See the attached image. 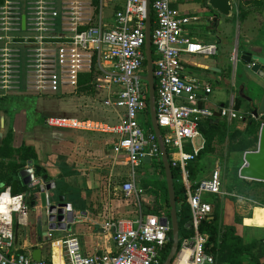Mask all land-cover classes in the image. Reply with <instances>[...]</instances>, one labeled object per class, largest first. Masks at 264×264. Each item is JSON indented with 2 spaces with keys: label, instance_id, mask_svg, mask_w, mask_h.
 <instances>
[{
  "label": "built area",
  "instance_id": "2783aa9c",
  "mask_svg": "<svg viewBox=\"0 0 264 264\" xmlns=\"http://www.w3.org/2000/svg\"><path fill=\"white\" fill-rule=\"evenodd\" d=\"M104 4L115 8L108 20ZM151 41L154 48L153 77L155 109L166 149L174 151L170 166L178 168L186 188L185 203L190 210L191 236L179 241L174 264H217L206 250L209 235L200 230L212 212L207 197L235 196L221 185V169L209 177L189 181L187 165L204 148L199 130L203 118L213 112L201 103L211 92L183 74V54L214 55L216 42L191 38L187 26L199 20L171 5V0H151ZM145 0H2L0 3V97L12 93L55 95L76 93L84 74L98 76L100 86L108 88L102 104L116 114L117 123L68 116H47L52 128L108 132L115 135L112 152L126 157L128 179L121 195L138 203L143 189L137 184L136 167L149 156L161 160L157 138L144 126L147 109L145 74ZM96 75V76H95ZM220 116L229 120L244 116L232 106L220 107ZM164 129V132H162ZM202 139L198 146L194 141ZM190 148L187 151L185 148ZM6 212H0V264H162L169 241L170 223L165 215L142 212L134 217L105 221L114 250L86 254L74 235L62 238L63 258L58 263L33 260L17 251L12 225L24 223L28 205L25 193L12 195ZM3 192V191H2ZM1 193V192H0ZM237 196V195H236ZM15 214V217H14ZM167 220H164L166 219Z\"/></svg>",
  "mask_w": 264,
  "mask_h": 264
},
{
  "label": "crops",
  "instance_id": "0c3cea01",
  "mask_svg": "<svg viewBox=\"0 0 264 264\" xmlns=\"http://www.w3.org/2000/svg\"><path fill=\"white\" fill-rule=\"evenodd\" d=\"M232 1L233 9L229 15H219L214 21L212 14H208V21L199 22L200 14L205 11L203 0H171V5L179 12L199 17L197 22L187 26V33L191 38L217 43V52L214 55L185 53L181 57V63L185 76L204 86L209 85L211 92L205 95L206 100L201 104L213 112V120L224 124L227 132L234 128H242L245 125V116L253 109L258 113L257 119L264 118V79L256 76L250 71L248 64L240 60L243 51L264 57V0ZM114 10L111 4H104V15L108 20L111 19ZM200 25H204V31L193 29L194 26ZM92 79V74H84L76 93L62 92L38 96L35 97L36 102L29 103L28 99L21 98L14 101L8 96L0 97L2 132L0 147L6 138L3 132L5 127L9 128L8 133L11 134L9 146L15 150L13 157L17 162L19 161L17 151L19 152L21 147L33 149V157L28 159L23 167L28 162L38 165L40 173L37 176L47 175V180L55 183L56 191L64 197V201L73 204L77 218L71 224L75 229L72 235L78 238L81 251L86 254L113 251L111 230L103 228L105 221L121 216L134 217L139 209L148 212L151 208L150 198L153 196L144 186V180L147 178L145 172L150 168L148 166L150 162H143L136 167V182L143 189L140 207L137 202L122 197L120 187L128 179L130 166L124 155L112 152L111 147L115 138L113 133L52 128L44 123L47 116H68L95 119L108 124L117 123L116 114L102 104L108 88L101 87V81ZM31 106L34 109L31 110ZM228 106L241 113L244 119L214 117V113L218 112L220 107ZM204 119L208 118L202 120ZM203 138L205 139L204 136ZM212 142V149L200 156L197 179L209 177L217 167L221 169L219 162L212 157L214 150L212 146H216ZM194 143L198 146L202 139L197 138ZM236 153L240 151L230 152L231 155ZM241 159L242 165L243 154ZM9 161L10 158L0 157V162L5 166ZM5 166L3 168L7 171ZM221 170L225 191L228 189L226 192L236 193L237 196H214L221 205L220 225L233 226L243 243L254 242L256 254L260 243L264 242V193L262 201L261 198L243 194L240 187L248 184L250 179L238 176L237 180L242 184L235 187L231 171L225 173V170ZM17 178L18 174L15 175V179ZM228 179L231 181L229 184ZM8 186L11 188V185ZM263 187L247 188L250 192ZM19 188H22V192L18 194L25 193L24 187L19 185L18 190ZM1 193L0 209L4 208L5 211L2 212H6L11 197L6 191ZM253 199L261 201L262 204H257ZM24 201L28 205L25 222L19 224L14 220L12 225L17 251L31 256L35 248L41 247V259L58 263L64 254L62 237L52 232V236L46 240L42 236L47 230L46 226L37 222L40 206L36 204L32 207L28 197ZM259 262L264 263V258Z\"/></svg>",
  "mask_w": 264,
  "mask_h": 264
},
{
  "label": "water",
  "instance_id": "95a60500",
  "mask_svg": "<svg viewBox=\"0 0 264 264\" xmlns=\"http://www.w3.org/2000/svg\"><path fill=\"white\" fill-rule=\"evenodd\" d=\"M151 0H145V39H144V55H145V74L141 78L147 84V106L150 118L151 128L154 131L158 146L160 149L161 162L164 169V179L167 188V197L169 205L168 220L170 223L171 245L169 251L162 264H171L175 258L179 245V223L177 216V206L174 190V182L170 162L167 156V149L163 144L160 128L157 124L155 109V80L153 77V56L151 41ZM203 6L207 14H212V20H216L219 15H229L233 9L232 0H203ZM209 17L205 19L208 21ZM210 42V41H208ZM214 42V41H211ZM240 60L248 64L250 71L256 76L264 79V57L243 51L240 54ZM219 70V69H218ZM253 117L258 118L256 109H253ZM220 111L214 113V117H219ZM3 126V119H1ZM2 132H0V139ZM1 143V142H0ZM144 162L149 163L150 157L145 156ZM40 173V167L33 165L31 162L21 168L18 172V178L11 183L10 193L18 194V186L25 188V198L30 199V205L40 206L37 212V222L46 226V231L42 236L48 240L52 236V232L59 234L62 238L67 237L75 232L71 224L77 218L75 208L72 203L64 201V197L57 193L55 183L47 180V175L37 176ZM240 178L263 181L264 182V122H261L258 131L257 146L253 150L243 152V164L238 169ZM36 179H39L36 181ZM164 220H167L164 219ZM50 231V233H48ZM33 260L41 259V247L35 248L31 252Z\"/></svg>",
  "mask_w": 264,
  "mask_h": 264
},
{
  "label": "trees",
  "instance_id": "16d2710c",
  "mask_svg": "<svg viewBox=\"0 0 264 264\" xmlns=\"http://www.w3.org/2000/svg\"><path fill=\"white\" fill-rule=\"evenodd\" d=\"M2 0H0V3ZM152 20V18H151ZM152 56H154V48L152 46ZM145 64V61H144ZM87 81V78H86ZM1 100V99H0ZM147 101V100H146ZM253 111H250L248 116H245V125L242 128H234L228 132V137L231 141L232 139L239 137L237 144L232 145L230 147V151H246V150H253L257 146L258 140V131L261 122H264L263 119H255L253 117ZM241 119V120H243ZM144 126L150 127V118L148 107L145 110V118H144ZM225 125L221 124L220 121L215 122L212 117H208V119L201 120L199 122V130L205 137V147L200 151L198 156L191 161L187 165V175L189 181H194L197 179L199 174V159L202 153L210 151L211 142L217 135V132H220ZM11 140V134L8 133L7 137L3 140L2 146L0 147V157L2 159L10 158V161L6 164V166L0 162V186L1 188L7 187L11 185L12 181L15 179V175L18 174L19 169L25 165V162L28 159L33 157V149L31 147L23 146L19 153V161L13 157L15 155V150L12 149L9 144ZM187 151L190 148H185ZM167 156L168 160L171 163L174 157V151L171 149H167ZM150 166L154 165L155 167H160V172L162 174V180H154L150 184L152 189L149 191L152 195L158 197L160 201V205L158 208H149V212L153 214H161L165 216H169V205H168V197H167V188L166 182L164 179V169L161 160L152 161L149 164ZM3 166L7 168V171L4 170ZM173 182H174V190H175V198H176V206H177V216H178V223H179V238L182 240L183 238L191 236V230L188 227L189 220H190V210L189 207L185 203L186 197V188L182 181V175L178 168H174L171 166ZM257 187V186H264V182L250 180L248 184H244L240 187V191L243 194H249L252 197L261 198L263 195V189L260 188L255 191H248L249 188L247 187ZM18 192H22V188H19ZM240 192V193H241ZM212 198L207 197L208 201L211 203L212 212L208 216L206 220H204L200 226V230L206 231L209 235V239L206 243V250L211 253L216 260L217 264L227 263V264H264L260 263L258 257L254 252L255 243H243L242 239L235 233V228L233 226H222L220 225V213H221V205L217 198V195H211ZM215 196V197H214ZM171 245V235L169 231V241L166 246V250L163 254V261L169 251ZM248 262H245L247 261Z\"/></svg>",
  "mask_w": 264,
  "mask_h": 264
},
{
  "label": "rangeland",
  "instance_id": "374dc122",
  "mask_svg": "<svg viewBox=\"0 0 264 264\" xmlns=\"http://www.w3.org/2000/svg\"><path fill=\"white\" fill-rule=\"evenodd\" d=\"M207 16H208V14L206 13V11H203V14H200L199 22L200 21L205 22V19L207 18ZM199 22H198V25H199ZM195 25H197V24H195ZM193 29H197L198 31L199 30L204 31V25L194 26ZM92 80L97 81L98 76L96 78L93 77ZM7 96L14 101H16L20 98L21 99H28L29 103L31 101L36 102L35 97H38L37 95H34V94H25V93H12V95H7ZM30 108H31V110L34 109L33 106H31ZM247 116H248V114H247ZM8 131H9V128H7V129L5 127L3 128V132L5 133V137H7ZM162 132H164V129H162ZM227 134H228V132H227L226 128H222L220 132H217V135H216L214 141L212 142V144L214 143L213 145H216V146H212L214 149L212 151L213 152L212 157L216 158L215 160H217L219 162L221 169L225 170V173L231 171L230 172L231 175L234 176L235 187H237L240 183L242 184L241 181L237 180V179H239L237 174H238V169L242 163L241 157H242L243 152L241 151L240 153H236L234 155L230 154V152H231L230 147L232 145L237 144L239 137H236V138L232 139L233 141H231ZM148 166H150V165H148ZM221 172H222V170H221ZM145 175L147 176V178L144 180V186H145L147 191H150L152 189V186L150 184L152 181L157 180L158 178L161 180L163 179L159 166H157V167H155L154 165L150 166V168L147 169V171L145 172ZM228 177H230V176H228ZM221 182H222V188L225 190L223 174H221ZM227 182H228V184L231 183L230 179H228ZM5 190H6L5 188H1L0 192L5 191ZM227 190L228 189H226V191ZM150 201H151L150 205L153 209L158 208V205H160V201H159L158 197H156L155 195H153L150 198ZM254 202H257V204H262L261 201H259V200L258 201L254 200ZM256 251H257L256 256L258 257V259L259 260L263 259L264 258V242L260 243V245ZM245 262H248V260ZM174 263H175V259L172 260L171 264H174Z\"/></svg>",
  "mask_w": 264,
  "mask_h": 264
},
{
  "label": "bare ground",
  "instance_id": "6f19581e",
  "mask_svg": "<svg viewBox=\"0 0 264 264\" xmlns=\"http://www.w3.org/2000/svg\"><path fill=\"white\" fill-rule=\"evenodd\" d=\"M2 194V193H1ZM1 194H0V196H1ZM11 197V196H10ZM11 201H12V198H11ZM11 203V202H10ZM0 205H1V203H0ZM8 207H9V205H8ZM5 211V209L3 208V209H0V212H2V211Z\"/></svg>",
  "mask_w": 264,
  "mask_h": 264
}]
</instances>
